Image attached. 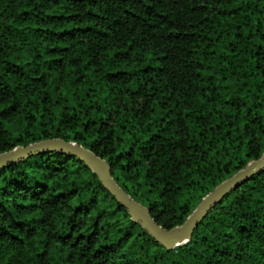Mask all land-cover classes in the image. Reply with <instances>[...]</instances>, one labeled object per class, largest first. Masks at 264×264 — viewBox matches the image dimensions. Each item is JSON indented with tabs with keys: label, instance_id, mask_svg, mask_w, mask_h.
Masks as SVG:
<instances>
[{
	"label": "trees",
	"instance_id": "1",
	"mask_svg": "<svg viewBox=\"0 0 264 264\" xmlns=\"http://www.w3.org/2000/svg\"><path fill=\"white\" fill-rule=\"evenodd\" d=\"M63 138L164 228L264 153V0H0V153ZM0 264H264V170L167 249L76 156L0 169Z\"/></svg>",
	"mask_w": 264,
	"mask_h": 264
},
{
	"label": "water",
	"instance_id": "2",
	"mask_svg": "<svg viewBox=\"0 0 264 264\" xmlns=\"http://www.w3.org/2000/svg\"><path fill=\"white\" fill-rule=\"evenodd\" d=\"M48 151L67 153L85 162L98 175L104 187L128 210L131 219L140 222L142 227L155 240L169 250L190 241L198 225L225 196L243 182L248 181L253 175L264 170L263 153L260 158L251 161L245 168L239 170L232 177L224 180L209 192L183 224L167 229L153 218L147 206L135 200L119 185L106 159L76 142L66 141L63 138H52L31 143L28 146H17L10 151L0 153V169L23 161L33 155Z\"/></svg>",
	"mask_w": 264,
	"mask_h": 264
}]
</instances>
